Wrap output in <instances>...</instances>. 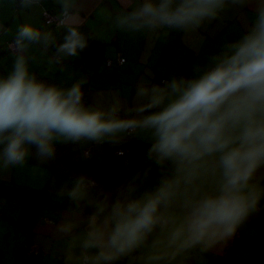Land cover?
Wrapping results in <instances>:
<instances>
[{"label": "clouds", "instance_id": "9594fccd", "mask_svg": "<svg viewBox=\"0 0 264 264\" xmlns=\"http://www.w3.org/2000/svg\"><path fill=\"white\" fill-rule=\"evenodd\" d=\"M34 13L66 28L57 54L76 56L87 47L79 31L86 0H55L59 15H51L45 0H22ZM128 9L117 17L121 27H182L195 31L206 20H215L229 3L252 13L241 35L225 44L209 65L191 78L173 79L163 87L141 88L129 118L114 120L82 104L81 84L62 88L37 77L24 55L29 44L50 43L34 20L16 28L8 45L14 57L0 75V161L4 167L23 163L26 145L39 157H50L52 141L82 138L100 140L117 134L147 132L152 143L146 159L166 168L156 184L143 192L135 179L84 218L88 232L81 264H112L120 254L145 246L157 233L151 248L186 247L222 232L233 235L258 200L250 185L264 165V0H120ZM10 29L0 23V34ZM59 56L54 57L59 62ZM95 181L81 176L68 193L73 200L88 193ZM110 201V204L108 203ZM107 206V207H106ZM72 219L79 221L75 211ZM61 225L68 232L74 227ZM31 251V250H30ZM94 254H91L93 253ZM34 252V251H31ZM149 251L145 264L161 259Z\"/></svg>", "mask_w": 264, "mask_h": 264}, {"label": "crops", "instance_id": "0c3cea01", "mask_svg": "<svg viewBox=\"0 0 264 264\" xmlns=\"http://www.w3.org/2000/svg\"><path fill=\"white\" fill-rule=\"evenodd\" d=\"M44 7L52 15H59L55 0H45ZM86 8V14L81 13L79 31L87 40L85 49L91 42L101 46L102 59L98 64L83 56L76 59L82 51L76 56L57 54L55 49L64 42L67 29L47 23L43 15L34 13V5L25 6L22 0H0V23L10 29L7 34H0V49L4 47L0 52V75L10 69L14 60L7 46L13 41L17 26L34 20L42 34L51 33L52 39L47 48L42 43L28 45L24 55L32 73L62 88L80 83L84 107L114 120L129 118L127 110L136 105L139 89L163 87L165 82L191 78L198 69L206 68L225 44L241 35L245 20L250 22L252 18L250 10L229 3L217 19L206 20L195 31L182 27L131 30L117 23V17L128 11L120 0H86ZM56 56L60 58L58 63ZM117 56L124 57L125 62L118 63ZM106 58L112 60L111 67H104ZM162 79L166 81L163 83ZM152 142L149 133L139 131L117 134L115 140L109 136L78 141L60 137L52 141L55 152L50 157H39L34 148L26 145L28 155L23 163L4 167L0 161V182L42 192L40 198H19L0 192V264H81L79 258L88 232L84 218L96 211L85 208L89 194L93 195L91 203L100 207L107 194L115 196L133 179L140 192L152 188L167 171L146 159ZM118 149L123 154L117 155ZM90 162L94 168L88 174L86 164ZM109 175L121 178L106 180ZM81 176L94 178L96 186L73 200L68 193ZM249 183L257 188L258 200L234 234L218 232L190 246H174L194 256L193 262L181 260V264H264V165ZM75 211L81 213L79 221L72 219ZM69 222L75 226L68 232L61 230V225ZM156 236L153 233L145 246L118 255L112 264H145L149 251L162 255L152 264L172 261L173 248L170 252L166 244L151 248ZM32 244L37 251H30Z\"/></svg>", "mask_w": 264, "mask_h": 264}, {"label": "trees", "instance_id": "16d2710c", "mask_svg": "<svg viewBox=\"0 0 264 264\" xmlns=\"http://www.w3.org/2000/svg\"><path fill=\"white\" fill-rule=\"evenodd\" d=\"M47 11H48L49 14H53L50 10H47ZM7 48H8V46H7ZM1 51L2 52L4 51V47H1L0 52ZM81 53L82 54L80 56H78L76 59H78V58L83 56L87 61H92V62L94 61V63H96V64H98L101 61V59H102L101 46L99 44L94 43V42H91V46L88 49H85L84 51H82ZM117 58H118V56H117ZM107 59H110V58H106L104 60V63H103L104 67H106V63L105 62H106ZM125 60L126 59L124 58V61L122 63H124ZM165 81H166V79H162L161 80V82H163V83ZM117 155H119V154H117ZM86 167L88 169V174H89L90 171L94 168V163L90 162V163L86 164ZM118 178H121V175H111L110 177L106 178V180H113V179H118ZM92 179L95 181L94 178H92ZM95 183H96V181H95ZM99 187H100V185H99ZM97 189H96V193L99 194V190H97ZM0 192L5 193L7 196H18L19 198H40L42 196V192L39 191V190L28 189V188L19 187V186L18 187L9 186V185L4 184L3 182H0ZM92 196L93 195L89 194V196H88L89 200L86 201L88 205L86 204L85 208L86 207H91L92 209L97 210L98 209V207H96L97 205L94 206L91 203V197Z\"/></svg>", "mask_w": 264, "mask_h": 264}, {"label": "water", "instance_id": "95a60500", "mask_svg": "<svg viewBox=\"0 0 264 264\" xmlns=\"http://www.w3.org/2000/svg\"><path fill=\"white\" fill-rule=\"evenodd\" d=\"M172 248H173V252H171L172 257L170 259H172V258L173 259H172V261H167V264H181V263H183L181 260H185V262H188L189 260L191 262L194 261V256L193 255H186L184 248L175 249V247L173 246V247H168L167 251L170 252V249H172Z\"/></svg>", "mask_w": 264, "mask_h": 264}, {"label": "built area", "instance_id": "2783aa9c", "mask_svg": "<svg viewBox=\"0 0 264 264\" xmlns=\"http://www.w3.org/2000/svg\"><path fill=\"white\" fill-rule=\"evenodd\" d=\"M52 15V14H51ZM45 21L48 23V20L45 18ZM12 42V41H11ZM11 42H9V44L11 43ZM8 44V45H9ZM124 61V58L123 57H119L118 56V58H117V62H119V63H122ZM106 67H109V66H111V63H112V60L111 59H107L106 60ZM83 97H84V94H83ZM83 99V98H82ZM88 151H86V155H88V153H87ZM116 154H119V155H121V154H123V150L122 149H118L117 151H116ZM30 250L31 251H37V247L34 245V247L31 245L30 246ZM81 253H82V251H81Z\"/></svg>", "mask_w": 264, "mask_h": 264}, {"label": "rangeland", "instance_id": "374dc122", "mask_svg": "<svg viewBox=\"0 0 264 264\" xmlns=\"http://www.w3.org/2000/svg\"><path fill=\"white\" fill-rule=\"evenodd\" d=\"M32 246L34 247V245L32 244ZM197 261V258L195 259Z\"/></svg>", "mask_w": 264, "mask_h": 264}]
</instances>
